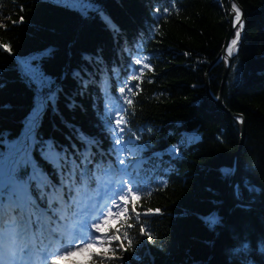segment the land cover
I'll return each mask as SVG.
<instances>
[{
    "label": "trees",
    "instance_id": "1",
    "mask_svg": "<svg viewBox=\"0 0 264 264\" xmlns=\"http://www.w3.org/2000/svg\"><path fill=\"white\" fill-rule=\"evenodd\" d=\"M243 10L244 28L237 53L231 60L222 84L223 65L213 64L222 48L228 29L227 0H175L179 12H161L157 19L153 8L156 0H100L112 21L129 37L139 31L145 36L142 54L151 53L155 74L146 73L143 92L138 97L132 130L152 127L150 137L143 131V139H151L155 147L144 153L141 169L151 183L142 191L145 207H160L162 213L150 219L155 243H145L140 249L141 260L130 264H225V249L233 243V236H247L256 242L264 233V0H235ZM4 16L13 20L24 15L23 25H13L7 19V31L0 28V42H10L14 53L0 49V105L11 109L0 111V122L5 130L17 131L20 120L31 105L32 94L20 82L14 55L19 57L53 47L55 59L45 67L55 74L68 64L74 65L85 50L93 53L103 48L105 59H118L119 48L112 34L98 17L81 19L73 12L58 6L54 0H0ZM25 5L20 12L18 5ZM161 9L168 6L160 0ZM157 24L160 33L151 31ZM185 52L192 53L185 56ZM239 65V71L234 67ZM237 78L233 80V76ZM151 79L154 82L148 83ZM221 99L228 111L243 116L244 135L231 116L220 109L207 94ZM197 85L193 89L192 85ZM222 84V86H221ZM67 93H74L76 85L64 82ZM93 92L92 90H90ZM159 95V100L156 96ZM78 107L70 111L62 99L59 105L63 116L89 132H98L97 120L90 95L77 97ZM82 105L83 107H80ZM177 121L183 127H177ZM51 122L60 124V117L51 113L45 117V129ZM70 130H64L65 135ZM169 131L176 135L169 137ZM199 134L200 142L183 152V159L174 166L152 156L182 139L180 133ZM138 134H141L138 132ZM58 138L63 139L59 134ZM237 159L238 183L251 181L262 191L253 198L256 206L237 207L229 195L231 175L223 168H232ZM168 161L169 157L164 156ZM170 168L165 175L164 169ZM167 181V186L162 181ZM151 192V195H149ZM245 194L244 200H248ZM223 202L224 220L216 233L208 232L200 222V215ZM146 242V237L143 238ZM128 255H132L129 253ZM85 264L86 250L78 253Z\"/></svg>",
    "mask_w": 264,
    "mask_h": 264
},
{
    "label": "snow or ice",
    "instance_id": "2",
    "mask_svg": "<svg viewBox=\"0 0 264 264\" xmlns=\"http://www.w3.org/2000/svg\"><path fill=\"white\" fill-rule=\"evenodd\" d=\"M54 2L81 19L98 17L119 48L118 59L109 63L103 48L93 53L85 50L74 65H65L55 74L45 67V62L57 55L53 47L14 55L17 76L31 92L32 102L17 131L5 130L0 122V264H58L86 250L89 259L85 264H130L132 259L139 262L145 243H155L147 224L162 213L160 207H145L142 195L151 180H145L140 166L144 153L155 147L151 139H143L142 133L146 130L151 137L154 129L141 126L133 131L131 127L146 73L155 74L152 54H141L144 32L129 37L112 21L100 0ZM159 2L156 0L154 8L149 4L157 19L161 12H179L175 0H166L168 6L163 9ZM18 7L20 12L26 11L25 5ZM230 9L235 31L226 45L225 61L237 52L244 28L242 8L232 2ZM5 19L13 25L26 22L24 15H19L18 20H13L11 14L5 17L0 4V28L7 31ZM151 31L162 35L159 24ZM0 49L14 53L10 42H0ZM234 67L239 71V65ZM236 79L234 75L233 80ZM69 80L76 85L71 94L63 86ZM4 86L0 83V90ZM90 89H96L98 94L91 95ZM86 95L92 98L98 122L95 133L68 121L59 108L63 99L70 111L75 110L77 97ZM215 99L219 101L221 96ZM5 108L11 109V105H0V111ZM50 113L60 117V124L51 122L50 130H46L44 120ZM235 119L243 123L242 114ZM177 127L182 128L183 123L177 121ZM64 130L70 131L65 135ZM174 135L169 131V137ZM180 135L182 139L177 143L152 152L160 165L174 166L176 160L183 159L184 151L200 142L195 134ZM165 155L168 161L164 160ZM221 171L234 175L236 169L226 167ZM169 172L170 168L164 169L165 175ZM162 183L166 187L168 182ZM261 191L249 180L235 183L236 206L250 209L255 204L253 197ZM245 194L249 197L247 202ZM214 203L215 208L199 217L210 233H216L224 224L223 202ZM261 221L264 223V215ZM225 256V264H264V233L256 242L234 235Z\"/></svg>",
    "mask_w": 264,
    "mask_h": 264
},
{
    "label": "water",
    "instance_id": "3",
    "mask_svg": "<svg viewBox=\"0 0 264 264\" xmlns=\"http://www.w3.org/2000/svg\"><path fill=\"white\" fill-rule=\"evenodd\" d=\"M234 2H235V1H234ZM230 5H231V4H230V0H228V7H229V8H230ZM228 24H229V26H228V29H227V34H226V36H225V39H224V42H223L222 48H221V50L219 51V53L217 54L216 58L214 59V61H213V63H212V65H213V64H215V62H217V61H221L222 64H223V66H224V68H223V75H222V77H223V78H222V84H223V81L225 80V77H226V75H227L228 68H229V65H230V62H231V58H229L228 61H223V60L221 59V57H222V55H223V53H224V51H225V49H226V45H227V43H229V41H230V37H231V34H232V32H233V27L231 26V16H230V15L228 16ZM222 84H221V86H222ZM205 87H206V89H207V94H208V95H209V96H210V97H211V98L217 103V105L220 107V109L223 110L224 112H226L229 116L232 117L233 120H235V121L237 122L238 127H239L240 137L242 138L243 135H244V124H243V123H239V122L235 119V117H237V116H239V115L234 114V113L228 111L227 108L224 106V104H223V102H222V99H220L219 101H217V100L215 99V96L209 91V88H208V81L206 82ZM217 96H221V89L219 90V93H218ZM233 168L236 169V172H235L234 175H231V177H230V183H229V195H230L231 199L233 200L234 204L236 205V202H235V200H234V196H233V185H234L235 183H238V171H237V159H236V158L234 159ZM244 201L247 202L246 200H244ZM255 204H256V203H255ZM255 204H254V205H255Z\"/></svg>",
    "mask_w": 264,
    "mask_h": 264
},
{
    "label": "rangeland",
    "instance_id": "4",
    "mask_svg": "<svg viewBox=\"0 0 264 264\" xmlns=\"http://www.w3.org/2000/svg\"><path fill=\"white\" fill-rule=\"evenodd\" d=\"M195 136L199 137V134H196ZM58 264H71L69 262H67L66 260L65 261H60L58 262Z\"/></svg>",
    "mask_w": 264,
    "mask_h": 264
},
{
    "label": "bare ground",
    "instance_id": "5",
    "mask_svg": "<svg viewBox=\"0 0 264 264\" xmlns=\"http://www.w3.org/2000/svg\"><path fill=\"white\" fill-rule=\"evenodd\" d=\"M231 16H232V13H231ZM232 19H233V16H232ZM234 29V27H233ZM235 30V29H234ZM231 39V38H230ZM230 42V41H229ZM238 50V49H237ZM226 56V50L224 51L223 55H222V60L225 61L224 57Z\"/></svg>",
    "mask_w": 264,
    "mask_h": 264
}]
</instances>
